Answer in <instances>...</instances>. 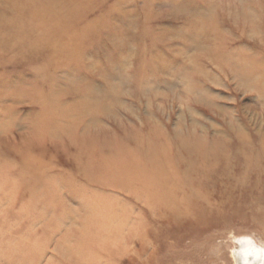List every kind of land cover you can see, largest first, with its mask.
Masks as SVG:
<instances>
[{
    "label": "rangeland",
    "instance_id": "rangeland-1",
    "mask_svg": "<svg viewBox=\"0 0 264 264\" xmlns=\"http://www.w3.org/2000/svg\"><path fill=\"white\" fill-rule=\"evenodd\" d=\"M137 135L172 170L264 153V0H0V264H264V206L164 208Z\"/></svg>",
    "mask_w": 264,
    "mask_h": 264
},
{
    "label": "bare ground",
    "instance_id": "bare-ground-1",
    "mask_svg": "<svg viewBox=\"0 0 264 264\" xmlns=\"http://www.w3.org/2000/svg\"><path fill=\"white\" fill-rule=\"evenodd\" d=\"M208 53L211 54V52ZM92 95L96 97L94 91L91 92V96ZM96 102H97V98H92V100L88 101V106L95 107ZM66 113L69 117L75 119L73 113H68V112ZM79 119L80 122L79 123L77 122L78 124L73 120L69 122L68 124H70V126H68V130L69 129L81 130L82 118ZM42 135H44V133H42ZM45 135H50V134L45 133ZM137 138L139 139H137V141L134 142L136 151H138V153L143 152L145 155L144 156L145 161L152 162L153 164L150 175V181H151L150 187L153 189V193H156V195H153V199L157 201L156 203L163 204L164 208H169V206L172 205L173 210L175 212L181 213L182 214L181 216H183L184 218H192V219L197 218L202 215L201 207L198 205L201 202L204 203L203 199L207 198L209 200L208 198L209 195H214L218 193V190L220 188L218 187L219 189L216 190L217 185H221L222 187L224 186L226 188V184L227 187L230 189H232V184L237 187L243 186V189L246 191L245 193H249L253 198L254 204L256 203L259 206L260 205L264 206V199L262 198V191L264 190V153L262 152L251 153L245 151L246 155L244 156L243 154L241 155L238 154L239 157H243L246 159V163L241 168L233 169L232 171L230 169L226 170L219 167L217 165L218 162L217 157L216 159L213 157V152H205L202 154L204 158L209 160V162L207 163H203L201 165L186 164L183 166V169L176 168L172 170L158 164L156 159L153 158L152 153L148 154L147 149L153 150L154 148L150 147V144L149 146H147L148 144L146 141L147 139L145 140L140 135H137ZM119 158L121 160H124V157H119ZM77 161H78L77 164L78 167L76 169V172L82 175L85 181L90 182L91 184L94 185L102 186L103 180H109V178L113 177L114 175L118 176L116 175L117 173L120 175V177H123L126 172L124 170L122 171L115 170L116 172L113 173V171H111L112 170L111 168H114L112 167L115 164L114 162L117 163L120 161L110 160L109 162L107 160H104L101 154L100 153L98 154V152H96V154H89V156H84L82 153V155L79 158H77ZM98 164L101 167L100 168L101 170H98V173L101 174L99 178H96L94 177V175L88 174L86 172L88 166L91 167L93 165L96 166ZM256 165H261V167L259 169H254L253 166ZM134 167H135L134 169L138 168L136 166ZM254 171H256L257 173L254 174L255 173ZM41 173H44V170H42ZM44 175H48V174L46 173ZM44 175H43L44 187L45 186L51 187L54 190L51 191V194L53 193V196L56 195L57 194L55 191V188L57 187L56 180L48 181L49 179L46 178V176ZM251 193H253V195ZM161 200H165V201L168 200L169 203L165 204V202ZM173 205H176V207H173ZM263 219H264V215H263Z\"/></svg>",
    "mask_w": 264,
    "mask_h": 264
}]
</instances>
